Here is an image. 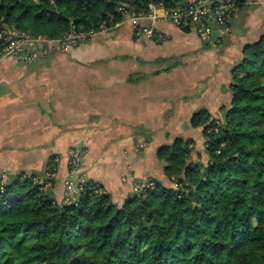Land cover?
<instances>
[{"label":"trees","instance_id":"16d2710c","mask_svg":"<svg viewBox=\"0 0 264 264\" xmlns=\"http://www.w3.org/2000/svg\"><path fill=\"white\" fill-rule=\"evenodd\" d=\"M233 1L238 11L247 7ZM160 3L175 9L188 2L0 0V52L8 31L90 39L125 22L124 12L142 15ZM228 92L218 117L202 109L190 119L201 152L183 137L157 149L171 188L135 182L153 187H132L118 205L93 183L97 189L66 204L57 203L48 177L49 187L24 172L0 179V264H264V35L242 47Z\"/></svg>","mask_w":264,"mask_h":264},{"label":"crops","instance_id":"0c3cea01","mask_svg":"<svg viewBox=\"0 0 264 264\" xmlns=\"http://www.w3.org/2000/svg\"><path fill=\"white\" fill-rule=\"evenodd\" d=\"M249 12L248 6L239 11L232 36L212 52L193 30L184 33L164 23L155 27L164 41L137 42L125 21L67 52L49 42L31 63L0 60V154L8 150L9 156L59 157L57 172L64 180L69 150L81 148L82 173L113 202L118 198V205L131 196L135 182L151 177L167 182L159 164L152 169L138 155L136 144L147 142L145 153L156 155L149 137L141 138L154 134L149 126L165 125L158 144H166L167 137L173 141L183 136L177 126L188 122L191 129L194 107L214 117L228 107L231 61L235 56L240 59L244 45L264 35V12L262 18ZM205 57L215 58L213 67L206 65ZM196 60L199 67L194 66ZM133 76L135 81H130ZM164 109L176 111L166 119ZM194 133L202 141L200 133ZM112 173L119 174L111 177ZM61 185L54 188L57 203L63 199Z\"/></svg>","mask_w":264,"mask_h":264},{"label":"built area","instance_id":"2783aa9c","mask_svg":"<svg viewBox=\"0 0 264 264\" xmlns=\"http://www.w3.org/2000/svg\"><path fill=\"white\" fill-rule=\"evenodd\" d=\"M253 0H246V5ZM126 21L130 22L133 38L143 40L164 41L165 36L155 27L159 23L169 24L179 30L190 28L198 39L211 47L223 43V38L233 33L232 22L238 17L239 11L233 0H195L186 6L175 9H166L161 3L150 4L147 12L142 15L124 12ZM5 45L0 52V60L9 59L19 63H31L49 42H55L58 50L67 52L85 45L89 38L74 32L57 41H48L42 37L32 38L24 33L8 31L3 38ZM146 144H141L139 150H144ZM83 150L69 151L66 175L63 180L66 204L74 203L80 194L97 189L89 182L81 171ZM153 187L152 183L134 185L133 192Z\"/></svg>","mask_w":264,"mask_h":264},{"label":"rangeland","instance_id":"374dc122","mask_svg":"<svg viewBox=\"0 0 264 264\" xmlns=\"http://www.w3.org/2000/svg\"><path fill=\"white\" fill-rule=\"evenodd\" d=\"M261 4H262V1L261 0H253L252 3L248 5L249 9H251V12H249V14L251 13L252 16H256V17L258 16V17L262 18L263 17V12H264V7H261ZM259 7H261V8H259ZM235 20H237V18ZM235 26H236L235 27V31H236L235 32V36H239V34L242 33V32H240L241 29L238 27V23ZM232 34L233 33H231V35L223 38V42L226 39H228L230 36H232ZM202 44H203V46L205 45L207 47V50L208 51L210 50L211 52L212 51H215L216 49H218L222 45V44H220L217 47H211V46H209V45H207L205 43H202ZM46 48L47 47H44V50H46ZM58 51H60V50H58ZM211 52H208V53L207 52H204V53L206 55L207 54L213 55V54H211ZM199 53H201V52H199ZM235 55H237V53ZM197 56L198 55H196V57ZM208 59L205 57L206 65L207 66H210V67H213V64L211 62L215 58L208 57ZM237 62H238V59H236V56H235L233 58V60L231 61L232 66H230V67H234L237 64ZM198 64H199V62H198V60H196L194 62V66L195 67H199ZM187 106L188 107H194L195 105L194 104H188ZM199 110H201V109H199ZM199 110H196V107H194V111H197L198 112ZM173 111H176V110L164 109L165 118L167 119V116L171 112L173 113ZM165 121L168 122L167 120H165ZM183 122H184V120H183ZM164 127H165V125H157V126H153V127H150L149 126V128L153 129L154 134H150L149 133L148 134L149 136L148 135H141V138H148L149 137L150 149L157 150L162 145H167V144H170L172 142V140H170V137H167L168 139L165 142L166 144H158L159 143V139L162 140L163 135L165 133V128ZM176 130H182V135H183L182 137L183 138L185 137V139L186 138L195 139V142H196V150H198L200 152L202 151V149H203L202 148V141L200 140L199 137H196V134L194 133V132L197 133V130L196 131H194L193 129H189L188 130V122H187V124L182 123L180 126H177ZM190 130H193L194 132L191 131V133H190ZM186 132H188L190 134H187ZM141 144H146V148L144 150H141V149L139 150L138 149L139 148V145H141ZM141 144L139 142H137V144H136V148L138 149V155L139 156H144V158L146 160L145 162H146L147 165H149V167H151V168L152 167H156L155 164H158V162L156 160L155 151L154 152L151 151V153L147 155L145 153V150L147 149V144L148 143L147 142H144V143H141ZM76 148L77 149H81V148H78V147H74L72 149H76ZM72 149H70L69 151H71ZM81 150H83V149H81ZM14 152H16L17 154H23V153H26L27 151H23V150L22 151H19V150H16ZM3 153H5V155H1L0 154V179H1V182H4L6 180V178L10 174H17V173H20V172H24L26 175H35V176H37V178H39V180H41L39 182L40 183H44L46 187H49V183L46 180L47 177L53 180V182L55 183V186L58 185V184H60V186L62 187V185H61V183L63 182L62 175H60V172H57V169L59 167V161L61 162V160H60L59 157H55L53 159V158L46 157V156H40V154L37 155V156H24V155L9 156L10 154L8 155L6 153H11V151H8V150L7 151H3ZM68 154H69V152H68ZM83 159H84V151H83L82 161H83ZM67 160H68V156H67ZM193 160H196L194 158V156H193ZM62 161H63V158H62ZM157 166H159V168H161L160 165H157ZM52 168L54 169V171H52ZM81 168H82V166H81ZM154 171H156V169H154ZM161 171H162V168H161ZM118 174L119 173H112L111 174L112 175L111 177H117ZM59 175H60V177L57 178V176H59ZM151 180H154V178L151 177ZM58 181H61V183L60 182L58 183ZM159 181L162 183L161 180H159ZM164 186L167 187V188L173 187L171 184H169L166 181L164 182ZM61 197L64 200L66 199V195H65V192L64 191L62 192ZM63 199H62V201H63ZM114 200H115L114 201L115 203H119V201H120L116 197H114Z\"/></svg>","mask_w":264,"mask_h":264}]
</instances>
